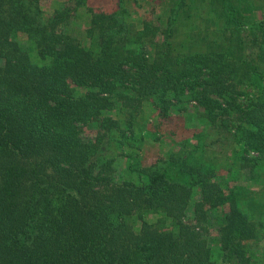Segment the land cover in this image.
<instances>
[{
    "label": "trees",
    "instance_id": "trees-1",
    "mask_svg": "<svg viewBox=\"0 0 264 264\" xmlns=\"http://www.w3.org/2000/svg\"><path fill=\"white\" fill-rule=\"evenodd\" d=\"M41 1L0 0V264H251L259 226L215 170L180 148L121 178L110 152L147 103L166 123L193 101L264 155V17L246 0H168L162 26L127 0H64L46 18ZM204 8L205 30L179 40V18ZM89 124L103 131L84 141Z\"/></svg>",
    "mask_w": 264,
    "mask_h": 264
},
{
    "label": "rangeland",
    "instance_id": "rangeland-1",
    "mask_svg": "<svg viewBox=\"0 0 264 264\" xmlns=\"http://www.w3.org/2000/svg\"><path fill=\"white\" fill-rule=\"evenodd\" d=\"M63 1L42 0L40 6L46 18L51 17L56 10L62 8ZM88 1L95 6L101 4H106L108 7L114 6V0ZM167 1L127 0V4L132 10L137 11L134 13L137 20L145 17L154 24L163 26L162 19L168 15L165 9ZM246 3H251L255 7V16L258 20L264 17V0H246ZM212 15V12L205 8L197 9L191 15L183 14L177 23L178 39L187 41L191 31L205 30L207 19ZM89 17L90 14L83 7L79 16L72 20V25L76 29L75 33L87 26ZM208 28L211 27L208 26ZM209 37L214 38V34L210 33ZM19 38L22 41L27 40L24 34ZM158 41L159 43L162 41V35L158 37ZM25 44L30 46L33 51L34 48L29 41ZM84 44L86 45L87 42L85 41ZM32 56L34 60H37L34 51ZM148 59L151 61L152 57ZM246 97L247 95L241 96L243 103H245ZM197 105L193 101L177 104L171 110L172 119L162 123L153 106L147 103L143 112L136 118L134 131L127 134L130 142L120 144L117 136H114L112 140L110 153L116 156L117 174L121 178L133 180L146 178L147 173L143 170L156 163L159 157L167 156L180 148L187 149L196 162L217 172V177L223 181L227 192L232 190L238 192L240 207L259 226V237L252 242L251 264H264V155L246 150L242 144L228 140L227 129L221 128L223 118L217 123H212L203 114L205 110ZM111 114L118 118L124 119L125 117L116 111H112ZM102 131L103 129L98 125L89 124L82 126L81 135L84 141H92L96 136L102 134ZM116 133L121 135V132ZM217 177L213 179H218ZM104 190L105 188L100 187L101 192ZM197 197L198 194H195L194 200ZM188 222L196 225V222L191 219ZM206 235L214 250L215 258L221 262L222 246L219 242L217 229L209 228Z\"/></svg>",
    "mask_w": 264,
    "mask_h": 264
}]
</instances>
